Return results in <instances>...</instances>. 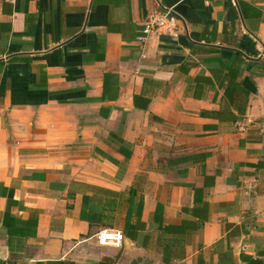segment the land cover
<instances>
[{"label":"crops","instance_id":"1","mask_svg":"<svg viewBox=\"0 0 264 264\" xmlns=\"http://www.w3.org/2000/svg\"><path fill=\"white\" fill-rule=\"evenodd\" d=\"M254 261L264 0H0V264Z\"/></svg>","mask_w":264,"mask_h":264},{"label":"built area","instance_id":"2","mask_svg":"<svg viewBox=\"0 0 264 264\" xmlns=\"http://www.w3.org/2000/svg\"><path fill=\"white\" fill-rule=\"evenodd\" d=\"M180 20L170 8L149 15L145 19L141 34L136 39L141 51L144 52L152 35L177 37L180 32ZM124 240L125 235L121 231L105 229L97 234V241L101 246L121 247Z\"/></svg>","mask_w":264,"mask_h":264},{"label":"trees","instance_id":"3","mask_svg":"<svg viewBox=\"0 0 264 264\" xmlns=\"http://www.w3.org/2000/svg\"><path fill=\"white\" fill-rule=\"evenodd\" d=\"M254 263H255V264H260V263H259V262H257V261H254Z\"/></svg>","mask_w":264,"mask_h":264}]
</instances>
